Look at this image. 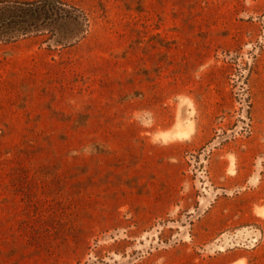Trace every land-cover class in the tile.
I'll return each instance as SVG.
<instances>
[{"label":"rangeland","instance_id":"374dc122","mask_svg":"<svg viewBox=\"0 0 264 264\" xmlns=\"http://www.w3.org/2000/svg\"><path fill=\"white\" fill-rule=\"evenodd\" d=\"M60 2L0 39V264H264V0Z\"/></svg>","mask_w":264,"mask_h":264},{"label":"trees","instance_id":"16d2710c","mask_svg":"<svg viewBox=\"0 0 264 264\" xmlns=\"http://www.w3.org/2000/svg\"><path fill=\"white\" fill-rule=\"evenodd\" d=\"M57 14L65 19L83 21L80 14L71 12L60 0H0V39L15 38L36 29H44L46 22ZM70 25L73 26L72 23ZM65 26L60 27L63 39L69 40L74 33L71 27Z\"/></svg>","mask_w":264,"mask_h":264},{"label":"bare ground","instance_id":"6f19581e","mask_svg":"<svg viewBox=\"0 0 264 264\" xmlns=\"http://www.w3.org/2000/svg\"><path fill=\"white\" fill-rule=\"evenodd\" d=\"M180 130V129H179ZM182 132V131H181Z\"/></svg>","mask_w":264,"mask_h":264}]
</instances>
